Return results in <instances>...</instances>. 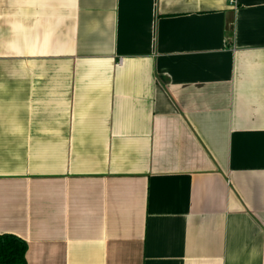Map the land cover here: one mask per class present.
<instances>
[{
  "label": "crops",
  "instance_id": "0c3cea01",
  "mask_svg": "<svg viewBox=\"0 0 264 264\" xmlns=\"http://www.w3.org/2000/svg\"><path fill=\"white\" fill-rule=\"evenodd\" d=\"M26 264H264V0H0V233Z\"/></svg>",
  "mask_w": 264,
  "mask_h": 264
},
{
  "label": "trees",
  "instance_id": "16d2710c",
  "mask_svg": "<svg viewBox=\"0 0 264 264\" xmlns=\"http://www.w3.org/2000/svg\"><path fill=\"white\" fill-rule=\"evenodd\" d=\"M27 242L20 236L0 233V264H26Z\"/></svg>",
  "mask_w": 264,
  "mask_h": 264
}]
</instances>
